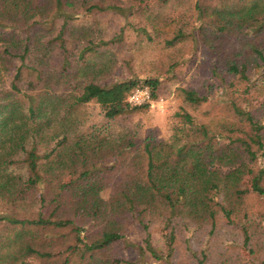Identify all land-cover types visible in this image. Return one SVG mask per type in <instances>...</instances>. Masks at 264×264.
<instances>
[{"label": "trees", "instance_id": "obj_1", "mask_svg": "<svg viewBox=\"0 0 264 264\" xmlns=\"http://www.w3.org/2000/svg\"><path fill=\"white\" fill-rule=\"evenodd\" d=\"M152 1L0 0V264H152L175 256L182 231L203 238L207 260L220 215L229 225L244 216L243 248L256 254L244 205L264 200V0H196L222 117L213 129L182 107L162 142L113 124L149 108L128 97L149 87L156 99L160 80L102 83V49L120 40L78 29L114 10L146 18L140 32L168 49L196 40L182 21L166 35ZM90 103L104 122L80 112Z\"/></svg>", "mask_w": 264, "mask_h": 264}, {"label": "rangeland", "instance_id": "obj_2", "mask_svg": "<svg viewBox=\"0 0 264 264\" xmlns=\"http://www.w3.org/2000/svg\"><path fill=\"white\" fill-rule=\"evenodd\" d=\"M195 2L196 0L149 2L153 5V9H150L148 13L151 16L161 14L166 19L162 24V30L166 32V35L177 27L178 21H182L187 30L195 32V41L189 40L172 49L157 43V40L154 42L147 40V37L139 30V26L146 20L140 15L130 16V12L108 10L82 20L87 23L78 27L82 30V35H87L91 30L94 32L92 35L97 36L98 39L116 37L120 40L102 49L104 52L102 60L107 61L106 69L99 76L102 83L113 84L121 80L146 78L160 80L157 98L149 108H143L135 115L121 118L113 123L116 128L137 132L141 138L152 137L162 142L170 137L174 113L184 107L201 123L217 129L215 123L222 117L223 108L221 80L214 77L212 72L216 56L204 45L201 34L197 30L198 25L204 20L199 21L201 16L195 10ZM207 3H213V1L208 0ZM146 5L148 4L141 7L144 9ZM163 5L166 6L163 7ZM133 13L137 12L133 10ZM122 28L123 32H121ZM73 65L74 71H77L78 62L75 61ZM182 88L196 90L206 100L199 106L189 105L184 102L181 95ZM59 91L65 93L71 89L63 81ZM261 101L263 99L257 104ZM80 112L91 123L105 121L96 103L88 104ZM107 191L104 192L105 195H108L110 190ZM244 206L249 214L250 222L256 225L251 233L255 255H251L248 249L243 248L240 220H243L244 216L237 218L235 225H229L228 220L220 215L219 229L211 241L207 260H203L200 254L203 238L195 235L189 240L191 234L188 231H182L177 234L175 256L170 260L166 258L167 261H152V264H263L264 200L251 195ZM154 236L156 244L162 246L163 238L160 229L154 230ZM129 260L132 264H137V258Z\"/></svg>", "mask_w": 264, "mask_h": 264}, {"label": "built area", "instance_id": "obj_3", "mask_svg": "<svg viewBox=\"0 0 264 264\" xmlns=\"http://www.w3.org/2000/svg\"><path fill=\"white\" fill-rule=\"evenodd\" d=\"M153 102L154 98L149 87L136 88L128 97V103L131 106H143Z\"/></svg>", "mask_w": 264, "mask_h": 264}]
</instances>
